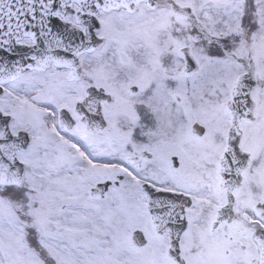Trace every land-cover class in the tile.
<instances>
[{"label": "snow or ice", "instance_id": "snow-or-ice-1", "mask_svg": "<svg viewBox=\"0 0 264 264\" xmlns=\"http://www.w3.org/2000/svg\"><path fill=\"white\" fill-rule=\"evenodd\" d=\"M0 264H264V0H0Z\"/></svg>", "mask_w": 264, "mask_h": 264}]
</instances>
